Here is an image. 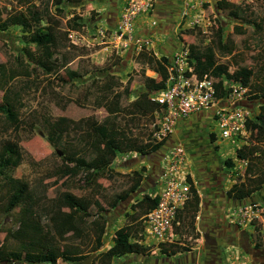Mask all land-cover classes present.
I'll return each mask as SVG.
<instances>
[{
  "label": "rangeland",
  "instance_id": "obj_1",
  "mask_svg": "<svg viewBox=\"0 0 264 264\" xmlns=\"http://www.w3.org/2000/svg\"><path fill=\"white\" fill-rule=\"evenodd\" d=\"M66 1L54 5L52 0H31L26 4L18 0H0L1 18L10 19L21 13L34 26H52L56 36H52L50 50L56 55L64 52L69 58L64 67L49 74L33 69L29 77L20 74L11 81L18 91L19 100L6 102L9 112L15 116L11 125L6 126L0 115V147L5 142H16L22 159L18 166L7 171L9 179L0 186L1 258L5 256V250L13 245L5 237L6 230L16 227V219L23 204L19 203L8 213H2V209L10 198L18 197L21 189L24 196L28 195L32 201L43 229L52 212L59 210L61 215L68 213L69 207L60 203L63 192L97 200L107 210L99 215L105 227L101 247L92 251L95 254L111 245L112 232L128 221L125 214L131 212L129 205L132 202L142 194H160L162 190L163 176H159V170L155 180L147 177L149 173H155V169L151 170L149 159L157 151L143 155L135 152L117 154L107 170L97 173L86 184L82 183L81 174L65 178L60 173L62 153L48 141V133L52 129L61 134L59 142L66 147L65 152L87 150V146L77 136L90 123L99 122L105 115V111L98 105L97 95L101 74H111L121 84L129 77L130 93L123 111L118 114L117 122L121 126L128 116V110L133 106L140 107L146 116L132 120L130 127L138 140L145 139L148 129L140 126V123L149 121L147 116L153 114L156 107L150 99V90L142 84V75L157 76L153 71H147L138 52L144 48L155 51L156 56L167 54L160 49L161 43L155 41L153 32L143 34L140 31L151 24L150 21L153 24L159 22L151 20V17H155L153 9L158 5L157 0H150L148 11L135 16L130 39L119 37L115 30L125 0ZM173 1L177 8L176 15L170 14L165 22L171 24L166 30L171 37L174 36L177 44L166 55L169 60L170 56H179L181 66L185 67L188 66L187 44L200 50L211 46L214 61L224 64L228 71L241 66L249 68L251 86L242 87L238 82L224 80L225 89L228 90L221 98L203 111L179 120L168 133L185 143L186 156L179 166V172L188 176L202 196L192 225L186 217L178 222L173 220L166 235L156 241L143 235V224L140 223L128 232L132 252L113 258L111 264H202L198 257H194L197 262H193L192 255L194 252L200 255L204 236L221 247V264H263L264 183L256 191L246 193V188L253 185V182H248V176L255 175L250 171L246 179L243 174L246 159H238L234 151L241 145L244 150L254 148V153L250 154L249 151L247 158L258 174L264 170V141L254 142L250 135L253 133H249V130L233 137V141L221 138L215 120L217 112H222L218 111L220 108L240 107L245 121L254 118L260 111L259 106H264L263 0H227L230 3L224 9L215 6L216 0ZM45 6L53 14L50 20L44 13ZM55 6L60 9L55 10ZM34 8L39 11L37 17L31 16ZM231 8L239 11L241 17L227 16L226 11ZM71 19L78 20L83 26L79 31H70L67 37H63L61 33L64 24ZM216 34L221 36V43L224 42L229 49L227 53L221 54L217 50L214 44ZM32 39V32L18 25L0 30V63L14 65L13 56H20L21 48L29 42L32 47ZM67 72L75 77L70 78ZM209 132L213 133L212 139ZM167 136L165 149L176 142L174 140L168 144ZM226 158H230L231 166L225 163ZM140 166L143 168L140 185L128 193L130 171L139 170ZM242 180L248 185L246 188L239 185L230 194L225 193L233 182L239 183ZM117 192H125L126 198L118 201L113 208H108L107 201ZM66 236L63 239H52L60 250L73 247L81 254L91 251L93 240L88 230L83 229L79 237L70 234ZM160 243L171 250L174 246H186L189 250L175 254L163 253L159 249ZM20 264L30 263L20 261ZM55 264L73 262L59 259Z\"/></svg>",
  "mask_w": 264,
  "mask_h": 264
},
{
  "label": "trees",
  "instance_id": "obj_2",
  "mask_svg": "<svg viewBox=\"0 0 264 264\" xmlns=\"http://www.w3.org/2000/svg\"><path fill=\"white\" fill-rule=\"evenodd\" d=\"M22 4H26L31 0H18ZM67 2L66 0H52L54 5H59ZM230 2L227 0H216L215 6L220 9L227 8ZM264 3V0H263ZM58 6H55V10H59ZM44 13L47 19H51L52 15L47 6L44 8ZM226 15L233 17H241L239 11L234 8L228 9ZM32 17L39 16V11L35 8L31 12ZM78 19V17L76 18ZM76 19H71L64 24V30H62L63 37H67L70 31H79L82 28V23ZM10 25H18L28 32H32L33 39L31 40L32 47L24 45L21 48L20 56H13L14 65H6L0 63V115H2L3 122L6 126L11 125L14 121V114L9 112L7 107L8 102H16L19 100V94L16 88L11 84V81L18 75H24L29 77L31 70L39 69L45 74H49L52 71L63 66L68 61L67 54L62 52L59 55L54 54L50 50V43L52 36L55 35V30L52 26L38 27L34 24H30L25 19L23 14H18L10 19L0 17V30H5ZM217 38L214 44L217 50L221 54H225L229 51L224 42L221 43V36L216 34ZM212 47L205 46L203 49H197L192 44H187L186 63L190 68L189 71H184V75H190L193 73L195 76H201L203 73H208L213 78V97L214 99L221 98L225 92L224 80L231 82H238L242 87H249L251 70L245 66L235 68L233 71H228L227 67L215 62L212 54ZM138 55L141 57L142 64L152 70L157 78L142 75L143 86L150 90L155 91L163 87L166 79V70L164 65L169 62V57L162 54L156 56L152 51L140 48ZM32 63V65H30ZM142 73V72H141ZM70 78H74L75 75L68 72L66 73ZM101 80L98 84V105L105 111V115L99 122H92L86 128H84L79 134L78 138L83 145L87 146V150L75 152L74 150L66 151V147L59 142L61 134L50 130L48 133V141L56 146L61 155V165L59 168L60 173L65 178H74L78 174H81L82 183L86 184L92 181L95 175L102 170H107L112 160L117 154L125 152H135L141 155L148 152H153L159 149L165 142V136L160 140H154L151 137V132H147L143 141L138 140L136 135L131 131L130 124L132 120L143 118L146 116L144 110L138 106L131 107L127 112V117L124 119L123 124L120 126L117 122L118 114L122 112L123 107L127 104V98L130 93L129 77L123 84L117 80L116 77L111 74H101ZM7 102V103H6ZM155 104V103H154ZM155 109L158 110V106L155 104ZM260 111L252 119L245 120V129L249 130L251 139L254 142L264 141V106H259ZM133 111V112H132ZM214 116V115H213ZM148 120L153 119V114H149ZM140 119V120H141ZM17 125L16 123H14ZM210 138H213V133L209 132ZM62 146V147H61ZM244 146L241 145L235 149V156L238 159H246V166L244 175H249L250 171L254 177L248 176V182H253L252 186H249L242 180L241 182H233L226 190V194H230L235 189L242 185L246 188V193L256 191L264 183V170L256 174L252 168L251 160L247 158V153H254V148L251 150H244ZM242 150L244 152H242ZM21 152L16 142H5L0 147V186L3 182H7L9 174L7 171L12 170L21 162ZM225 163L231 166L232 162L230 158L225 159ZM142 166L139 170L130 171L131 183L127 188L128 193L135 191L142 180L141 172ZM185 179L189 181L187 198L182 202V206L176 210L175 221L182 220L186 217L188 223L192 225L195 219L196 212L199 208L200 197L196 190V187L189 180L188 176ZM24 191L21 189L18 197L10 198L2 209V213L10 212L19 203L23 204L20 213L16 219V227L6 230L5 237H8L13 245L5 250V256L1 258L0 264H20L21 262H27L30 264L42 263V264H55L60 259L61 261L73 262V264H80L92 251L98 250L101 245V236L104 233V221L100 219V214L107 209L95 199H88L83 197H75L67 192H63L60 198V203L63 206L69 207V211L65 215H61V211L57 210L52 212L47 222L44 223V229L39 224L36 213L33 209L28 195L24 196ZM126 193H113L111 198L107 201V207L113 208L118 201H122L126 198ZM159 200L158 194L148 195L142 194L140 198L135 200L129 205V214H125L128 221L124 222L121 226L113 230L111 235V245L105 250L97 252L90 260L89 264H111L113 258L122 257L123 255L132 252L130 242L128 240V232L133 231L136 225H140L142 216L150 209L156 206ZM142 228V226H139ZM83 229L89 231L92 236L93 245L91 251L87 254H81L73 247H65L59 249L55 246L53 238L63 239L67 237V234L79 237ZM256 244V242H254ZM1 245V243H0ZM170 246V245H168ZM173 250L164 247L163 243H160V252L175 254L177 252L189 250L186 246H174ZM0 247V251H1ZM264 264V263H263Z\"/></svg>",
  "mask_w": 264,
  "mask_h": 264
},
{
  "label": "built area",
  "instance_id": "obj_3",
  "mask_svg": "<svg viewBox=\"0 0 264 264\" xmlns=\"http://www.w3.org/2000/svg\"><path fill=\"white\" fill-rule=\"evenodd\" d=\"M150 0H125L115 30L119 37L130 39L133 33V19L140 13L147 12ZM179 56H170L164 65L166 79L163 87L150 93V99L158 106L153 119L143 121L154 140H160L170 133L177 122L199 111L208 108L216 99L213 97V78L208 73L195 76L184 75L188 66H181ZM225 86V83H224ZM215 117L217 130L221 138H230L243 134L245 129L244 112L240 107L220 108ZM186 156L181 143H176L165 152L162 162L163 182L159 200L141 219L143 235L160 240L172 224L176 210L187 198L189 181L179 172V166ZM180 175V177L178 176ZM194 184V183H193Z\"/></svg>",
  "mask_w": 264,
  "mask_h": 264
},
{
  "label": "crops",
  "instance_id": "obj_4",
  "mask_svg": "<svg viewBox=\"0 0 264 264\" xmlns=\"http://www.w3.org/2000/svg\"><path fill=\"white\" fill-rule=\"evenodd\" d=\"M157 2H158V5H156L153 9L156 12L155 17H151V20L153 22H154V20L155 21L159 20V22H157L156 24H153L150 21V19H148V22L150 21L151 24H148V26L143 27L140 31H142L143 34H145V33L148 34L150 32H153L152 36H155V38H154L155 41H159V43H161L160 49L165 50V52L168 54L171 50H173L175 48L177 42L174 39V36L171 37L172 35H169V33L167 32L166 28L169 29L171 24L168 25V23H167L168 21L165 22V20H168V17L170 14L175 16L176 15L175 12H177V10H176L177 8H176V5L174 4L173 0H157ZM151 51L154 54L156 53L153 50H151ZM148 70H150V69H147V71ZM171 140L173 143V141L176 139H174V137L171 136ZM176 141H178V140H176ZM184 145H185V143H184ZM163 157H164V154L161 155L162 159H163ZM197 192H198V195H199L200 201H201L202 196H201L199 190H197Z\"/></svg>",
  "mask_w": 264,
  "mask_h": 264
},
{
  "label": "flooded vegetation",
  "instance_id": "obj_5",
  "mask_svg": "<svg viewBox=\"0 0 264 264\" xmlns=\"http://www.w3.org/2000/svg\"><path fill=\"white\" fill-rule=\"evenodd\" d=\"M169 142L168 144L172 143V140H171V136H167ZM188 143H190V141H188ZM165 146L166 144H162L161 147H159V150H156L157 152H155L152 157H150L149 161H150V167H151V170L152 169H155V173H149L148 174V179L149 177L152 178V179H156V175H157V172L158 170L160 171L161 169V155L164 153L165 151ZM157 168V169H156ZM204 240L205 242L203 243V250H200V255L198 256V253L194 252L193 255H192V260L193 262H197L195 258L198 257V259L200 260V262L202 261V264H221V258H220V246H216L215 244L212 243L211 240H208L206 236H204ZM222 245V244H221ZM219 247V248H218ZM208 259V262H206V259Z\"/></svg>",
  "mask_w": 264,
  "mask_h": 264
},
{
  "label": "clouds",
  "instance_id": "obj_6",
  "mask_svg": "<svg viewBox=\"0 0 264 264\" xmlns=\"http://www.w3.org/2000/svg\"><path fill=\"white\" fill-rule=\"evenodd\" d=\"M151 71H152V70H151ZM199 112H200V111H199ZM196 113H198V112H196ZM194 114H195V113H194ZM191 115H192V114H191ZM189 116H190V115H189ZM186 118H187V117H186ZM167 135L170 136L169 134H167ZM165 137H166V136H165ZM178 142L182 144V146H183V148H184V150H185L186 147H185V145L182 143V141L178 140V141L175 142V144L178 143ZM175 144H174V145H175ZM166 150H167V149H165V152H166ZM185 153H186V152H185ZM163 154H164V153H163ZM162 162H163V159H161V169H160V175H159V176H161V173H162V167H163V166H162ZM158 178H159V177H158ZM192 183H193V182H192ZM194 186H195V184H194ZM195 187H196V186H195ZM196 190H197V188H196Z\"/></svg>",
  "mask_w": 264,
  "mask_h": 264
},
{
  "label": "water",
  "instance_id": "obj_7",
  "mask_svg": "<svg viewBox=\"0 0 264 264\" xmlns=\"http://www.w3.org/2000/svg\"><path fill=\"white\" fill-rule=\"evenodd\" d=\"M95 255L94 252L90 253L81 263L82 264H89L92 257Z\"/></svg>",
  "mask_w": 264,
  "mask_h": 264
}]
</instances>
